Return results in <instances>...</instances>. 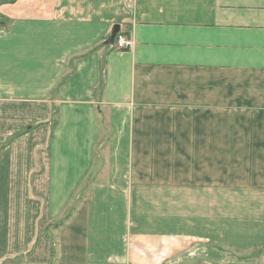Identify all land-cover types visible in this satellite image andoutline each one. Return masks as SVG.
<instances>
[{"label": "crops", "instance_id": "crops-1", "mask_svg": "<svg viewBox=\"0 0 264 264\" xmlns=\"http://www.w3.org/2000/svg\"><path fill=\"white\" fill-rule=\"evenodd\" d=\"M263 252L264 0H0L1 264Z\"/></svg>", "mask_w": 264, "mask_h": 264}, {"label": "rangeland", "instance_id": "rangeland-1", "mask_svg": "<svg viewBox=\"0 0 264 264\" xmlns=\"http://www.w3.org/2000/svg\"><path fill=\"white\" fill-rule=\"evenodd\" d=\"M119 33H121V31H120V29L116 32V34H115V38H116V35H118ZM125 34V33H124ZM126 35V34H125ZM127 36V35H126ZM111 42L112 43H114V46L116 47V45H115V42L114 41H112L111 40ZM116 49H118L117 47H116ZM119 50H121V49H119ZM80 192H81V199H79V197L78 196H76L75 198H73L72 200H71V204H72V202L73 201H75L76 202V205H80V203H81V201H83V199L85 200V198H86V195H87V186H82V189H80L79 190ZM77 206V207H78ZM77 207L76 206H74L73 204L71 205V209L73 210V209H77ZM73 211H75V210H73ZM63 218V219H62ZM64 219H66V218H64L63 216L59 219V221H58V223H56V225L55 226H58L59 224H60V222L62 221V220H64ZM52 223H53V226L51 225V227H47L46 228V230L48 231V230H50L51 229V231H55V228H54V224H55V220L54 221H51ZM49 240L51 239V235H49ZM52 243H53V241H51L50 242V244H51V246H52ZM264 252L262 253V255L260 254V256H257L258 258H259V264H264ZM55 254H53V251H52V254H49V259H51V257H53ZM51 256V257H50ZM11 261H13V262H15L14 260H11ZM1 264V263H0ZM4 264H9L8 262H6L5 261V263ZM17 264H20L19 262L17 263ZM23 264V263H22ZM51 264H53V263H51Z\"/></svg>", "mask_w": 264, "mask_h": 264}, {"label": "built area", "instance_id": "built-area-1", "mask_svg": "<svg viewBox=\"0 0 264 264\" xmlns=\"http://www.w3.org/2000/svg\"><path fill=\"white\" fill-rule=\"evenodd\" d=\"M114 42L116 47L121 50H131L134 46V41L123 32L116 35Z\"/></svg>", "mask_w": 264, "mask_h": 264}, {"label": "trees", "instance_id": "trees-1", "mask_svg": "<svg viewBox=\"0 0 264 264\" xmlns=\"http://www.w3.org/2000/svg\"><path fill=\"white\" fill-rule=\"evenodd\" d=\"M117 30V27L115 26L114 30H113V33L111 35V38L109 40H112L114 41L115 40V35H114V32Z\"/></svg>", "mask_w": 264, "mask_h": 264}, {"label": "water", "instance_id": "water-1", "mask_svg": "<svg viewBox=\"0 0 264 264\" xmlns=\"http://www.w3.org/2000/svg\"><path fill=\"white\" fill-rule=\"evenodd\" d=\"M117 27V30L114 32V35L116 34V32L119 30V26H116Z\"/></svg>", "mask_w": 264, "mask_h": 264}]
</instances>
